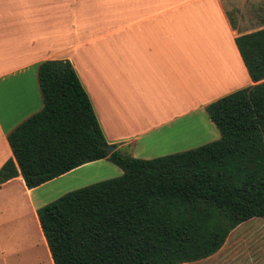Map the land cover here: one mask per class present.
I'll return each instance as SVG.
<instances>
[{
  "label": "crops",
  "instance_id": "crops-1",
  "mask_svg": "<svg viewBox=\"0 0 264 264\" xmlns=\"http://www.w3.org/2000/svg\"><path fill=\"white\" fill-rule=\"evenodd\" d=\"M240 32L223 0H0V166L12 157L7 133L42 106L36 68L45 59L70 61L106 142L123 154L150 158L218 138L205 106L252 83ZM121 172L100 158L34 187L19 173L0 183L3 264H53L36 208ZM28 219L24 235L17 228Z\"/></svg>",
  "mask_w": 264,
  "mask_h": 264
},
{
  "label": "trees",
  "instance_id": "trees-1",
  "mask_svg": "<svg viewBox=\"0 0 264 264\" xmlns=\"http://www.w3.org/2000/svg\"><path fill=\"white\" fill-rule=\"evenodd\" d=\"M234 41L252 83L205 106L219 137L150 158L108 151L68 59L37 64L42 106L7 133L0 183L19 173L30 188L100 158L122 170L36 208L53 264L196 261L264 218V26Z\"/></svg>",
  "mask_w": 264,
  "mask_h": 264
},
{
  "label": "rangeland",
  "instance_id": "rangeland-1",
  "mask_svg": "<svg viewBox=\"0 0 264 264\" xmlns=\"http://www.w3.org/2000/svg\"><path fill=\"white\" fill-rule=\"evenodd\" d=\"M223 1L238 31H252L259 26H264V0ZM28 222L21 223L22 228L18 225L17 230L24 231L26 235L32 229L31 220L28 219ZM19 247L24 248V252L32 256L35 254L34 250H29V247ZM1 251L0 264H3L7 253L4 248ZM194 264H264V218L252 217L241 222L229 232L219 251Z\"/></svg>",
  "mask_w": 264,
  "mask_h": 264
},
{
  "label": "water",
  "instance_id": "water-1",
  "mask_svg": "<svg viewBox=\"0 0 264 264\" xmlns=\"http://www.w3.org/2000/svg\"><path fill=\"white\" fill-rule=\"evenodd\" d=\"M108 151H112L114 149V146L112 144L107 146Z\"/></svg>",
  "mask_w": 264,
  "mask_h": 264
}]
</instances>
